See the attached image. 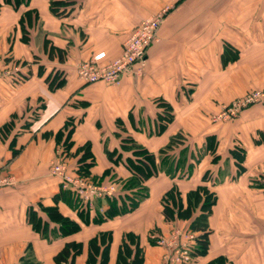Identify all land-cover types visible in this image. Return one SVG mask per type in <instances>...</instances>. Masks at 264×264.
<instances>
[{
	"label": "crops",
	"instance_id": "0c3cea01",
	"mask_svg": "<svg viewBox=\"0 0 264 264\" xmlns=\"http://www.w3.org/2000/svg\"><path fill=\"white\" fill-rule=\"evenodd\" d=\"M69 1L68 14L57 16L50 0H31L19 8L0 0V70L17 66L12 75L21 76L13 84L10 75L0 78V126L12 117L17 130L26 120L31 123L17 136L16 155L10 137L0 138V176H15V183L0 186V264H18L29 244L38 264H56L54 256L70 240L83 243L75 264H85L88 241L100 231H112L109 264H115L126 231L140 237L143 264H161L165 249L151 241L152 231L168 234L174 224L187 226L189 220L166 222L160 199L173 185L186 199L201 184L218 196L209 217L211 246L185 264H206L219 255L233 264H264V101L234 119L213 120L224 104L264 89V0ZM163 9L168 13L141 73L125 74L118 84L85 83L78 77L81 61L100 51L118 56L136 26ZM57 71L66 83L53 91L47 78ZM164 102L172 106L173 119L163 120L167 126L159 132ZM67 120L75 123V147L92 142L99 174L112 165L104 146L114 149L126 137L158 153L171 137L183 134L184 146H190L187 164L195 162L191 152L205 148L209 138L218 145L194 164L189 178L160 173L149 179L150 195L141 207L101 225L84 224L59 202L60 211L82 229L60 237L59 225L49 221V240L32 228L26 212L39 202L54 204L60 178L50 166L60 156L55 135ZM235 147L245 153L242 172L230 151ZM116 170L128 175L123 166ZM209 170L211 180L205 181ZM95 206L102 211L97 201Z\"/></svg>",
	"mask_w": 264,
	"mask_h": 264
},
{
	"label": "trees",
	"instance_id": "16d2710c",
	"mask_svg": "<svg viewBox=\"0 0 264 264\" xmlns=\"http://www.w3.org/2000/svg\"><path fill=\"white\" fill-rule=\"evenodd\" d=\"M4 1L15 8H19L21 4L28 5L31 2V0ZM69 4V0H50V9L57 16H65L68 14L67 8ZM36 17L38 16L36 15ZM23 21L24 19H22ZM30 21L32 23V14ZM24 31L26 34L25 26ZM19 74L10 75L8 81L11 83L18 82L21 79ZM47 82L49 88L55 91L64 86L66 77L63 76V72L57 71L48 76ZM161 105H163L164 109L162 113H159L160 120L162 122L163 120L172 121V106L165 102ZM43 106L44 104L42 103L40 107L42 108ZM30 124L26 120L20 129L17 130L15 118L12 117L0 126V138L3 141H7V138L10 137L8 139L9 146L13 149L14 155L19 151L15 148L18 134L28 128ZM166 126V122L161 123L159 132H163ZM74 130V121L67 120L65 125L55 135L57 147L60 150L59 155L67 163L69 170L97 183H117V191L112 195L96 200L101 206V211L95 204L92 207L86 204L75 190L64 188L60 181L58 191L52 196L54 204L44 205L39 202V207L30 205L26 212L27 220L32 228L49 240L53 238L51 236L53 229H50L49 221H55L59 225V233L56 236L60 237L70 236L82 229V224L79 221L60 211L59 202L65 203L72 211L76 212L84 224L94 223L101 225L109 219L132 213L141 207L142 203L150 195V187L147 184L149 179L158 176L160 173H165L171 178H189L193 172L194 164L198 163L206 152L215 153L218 145L216 138H213V141L209 138L205 148H198L195 154L191 152L190 157L194 158L195 162L187 164L190 146H184L185 138L183 134L178 133L171 137L169 142L158 153L152 152L146 146L137 143L130 137H126L114 149L104 146L105 153L112 165L106 167L99 174L94 170L97 165V157L92 142L88 140L75 147V142L72 138ZM177 148H182L178 154H176ZM230 151L233 157L236 158L239 171L242 172L245 168L243 165L245 153L239 151V147L238 149L236 147L232 148ZM124 152H130V155L123 158ZM117 166H123L128 175H119L116 170ZM209 175H211L210 170L205 172L203 176L205 181L211 180ZM217 198L216 191L211 190L207 184H201L189 190L186 194V199L178 185H173L167 189L160 199L163 206L162 213L166 222L176 223L185 219L189 220L187 228L196 233L193 257L203 256L209 252L211 233L213 231L210 227L209 217L213 212V206L216 204ZM43 214L48 218L43 220ZM111 242L112 231H100L92 237L88 241V253L85 264H109ZM82 249V242L67 241L54 256V261L56 264H75L76 256L81 254ZM144 258L140 237L132 231H126L122 237L115 264H143ZM18 264H38L31 244L26 249V253L20 257ZM206 264H233V262L229 261L226 256L219 255L209 260Z\"/></svg>",
	"mask_w": 264,
	"mask_h": 264
},
{
	"label": "built area",
	"instance_id": "2783aa9c",
	"mask_svg": "<svg viewBox=\"0 0 264 264\" xmlns=\"http://www.w3.org/2000/svg\"><path fill=\"white\" fill-rule=\"evenodd\" d=\"M166 9L142 20L131 35L124 42L123 49L118 56L108 59L107 52L95 53L89 59L78 64V77L85 83L103 81L108 84H118L125 74L141 73L147 61L148 48L158 39L159 29ZM15 68L0 70V78L12 75ZM264 101V90L254 89L241 97L222 106L221 110L213 115V120H230L239 111L250 104ZM51 173L57 175L64 188L75 190L89 206H93L98 198L116 193L117 186L113 183H97L87 177L72 173L67 163L58 156L51 165ZM13 178L8 175L0 176V186L10 185ZM264 185V177L262 178ZM157 245L165 248L163 264L188 263L194 259L193 246L196 233L190 229L174 228L170 235L154 234Z\"/></svg>",
	"mask_w": 264,
	"mask_h": 264
},
{
	"label": "rangeland",
	"instance_id": "374dc122",
	"mask_svg": "<svg viewBox=\"0 0 264 264\" xmlns=\"http://www.w3.org/2000/svg\"><path fill=\"white\" fill-rule=\"evenodd\" d=\"M168 11V10H167ZM165 12V14H164V16H163V20H162V22H161V25H160V28H161V26H162V23H163V21H164V19H165V17H166V14L168 13V12ZM159 33H160V29H159ZM158 39H159V35H158ZM157 39V40H158ZM156 40V41H157ZM155 41V42H156ZM152 45V44H151ZM150 45V46H151ZM101 52V51H100ZM106 52V51H105ZM108 55V54H107ZM109 59V58H108ZM251 91V90H250ZM249 92V91H248ZM248 92H246V93H248ZM245 93V94H246ZM239 97H241V96H239ZM239 97H237V98H239ZM237 98H235V99H237ZM234 100V99H233ZM229 103V102H228ZM256 103H259V102H256ZM256 103H253V104H250V105H248V106H245V107H243L240 111H239V113L243 110V109H245V108H247V107H250L251 105H254V104H256ZM239 113L237 114V115H239ZM215 114H217V113H215ZM237 115H235L232 119H234V118H236L237 117ZM231 120V119H230ZM53 164V162L51 163V165ZM5 169H7V168H5ZM4 169V170H5ZM50 169H51V166H50ZM5 175H8V176H10V177H12L13 178V182H14V178H15V176L12 174V173H8V172H6L5 173ZM61 181V180H60ZM15 183V182H14ZM106 184H110V183H106ZM113 184H115L116 186H118V184L117 183H113ZM11 185V184H10ZM2 186H5V185H2ZM174 228H181V229H183V230H185V229H188L187 228V226L186 225H181V223H176V224H174V226H173V228L169 231V233L167 234V233H163V232H161V231H152V235H154V234H156L157 233V235H165V236H168V235H170V233L172 232V230L174 229ZM153 239V241H154V243L157 245V243L155 242V240H154V238H152ZM195 244V243H194ZM158 246H160V245H158ZM160 247H162V246H160ZM163 249H165L164 247H162ZM164 253H165V251L163 252V255H162V258H161V264H163V260H164ZM195 258V257H194ZM193 260V259H192ZM190 262H192V261H190ZM178 264H185V263H178Z\"/></svg>",
	"mask_w": 264,
	"mask_h": 264
}]
</instances>
